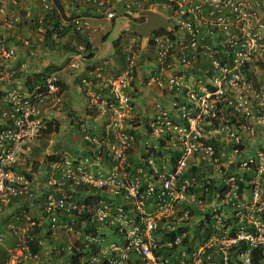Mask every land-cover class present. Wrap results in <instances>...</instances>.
Masks as SVG:
<instances>
[{
    "label": "built area",
    "instance_id": "built-area-1",
    "mask_svg": "<svg viewBox=\"0 0 264 264\" xmlns=\"http://www.w3.org/2000/svg\"><path fill=\"white\" fill-rule=\"evenodd\" d=\"M37 1L42 12L57 11L55 0ZM68 1L93 7L107 21L114 17L118 5L127 12L151 7L147 0ZM164 1L159 5L167 9L168 28L149 40L154 70L144 84L173 96L169 105H154L142 127L145 134L136 133L130 126L134 107L124 91L130 87L138 52L134 38L121 49L124 71L105 80L112 96L104 97L102 105H95L105 118L101 132L83 136L84 148L71 155L53 151L46 160L50 174L42 186L15 175L22 154V135L0 128V211L13 200L31 202L39 193L41 215L47 219L50 233L61 231L76 237L74 243L79 246L75 250L84 264H219L216 240L194 249L185 242L188 212L184 203L193 178L184 175L192 157L215 160L208 137L196 127L197 122L214 118L213 108L219 106L225 92L254 93L247 67L254 62L264 63V0ZM0 14L6 27L16 22L14 15L4 12V0H0ZM44 20L43 15L37 21L40 34L44 33ZM60 20L53 38L69 29L79 36L69 42L71 51L64 63V68L74 70L86 56L94 54L90 33L95 29L85 17L62 16ZM212 37L219 40V55L201 44ZM0 56L9 58L11 51L0 47ZM200 59L207 61L206 70L198 65ZM192 68L205 82L200 78L191 82ZM102 73L103 67L95 66L80 79L86 93L95 100L91 80L99 79ZM2 77L10 75L0 70ZM11 101L9 112L1 116L14 126L25 123L30 129L40 128L33 117L40 107L47 118L61 111L60 87L54 76L23 95L12 96ZM145 136L155 140L151 143ZM65 185L95 189L89 194L92 201L85 204L84 198L69 196ZM15 214L9 217L13 225L5 229L15 241L0 264L36 259L28 245L31 239L25 240L32 226L30 218L23 211ZM20 222L24 226L18 233ZM4 235L0 229V245ZM251 236L248 231H236L231 236L233 243H248L244 264H250L249 251L260 248Z\"/></svg>",
    "mask_w": 264,
    "mask_h": 264
},
{
    "label": "rangeland",
    "instance_id": "rangeland-1",
    "mask_svg": "<svg viewBox=\"0 0 264 264\" xmlns=\"http://www.w3.org/2000/svg\"><path fill=\"white\" fill-rule=\"evenodd\" d=\"M157 11L167 15V11L164 9L159 8ZM56 17L58 19L57 15ZM123 18L119 15L114 21L111 35L109 39L107 38L108 44L115 37L117 30L121 28L120 22ZM124 21L128 25V22ZM53 25L54 20L49 19V28H52ZM2 28L5 33L7 30L12 31V29H7L4 26ZM61 37L58 35L57 39ZM57 39L52 40L48 34L46 47L49 53L52 51L58 53L61 49L64 55L62 59L65 63L68 56L63 48L68 51L71 47L68 44L60 45L56 42ZM22 42L23 40L21 41L23 48L25 46ZM201 44L207 45L214 54L219 55V40L212 37V39H207V43ZM0 45H3L1 41ZM136 45L138 46L137 49L140 50L139 43L136 42ZM33 47L36 45L34 44ZM222 47H224L223 42ZM4 48L13 50L12 46H4ZM145 48L149 50L148 47L141 49L144 51ZM32 49L30 48V50ZM25 50L29 49L26 47ZM13 56L12 58L0 57V70L4 74L10 69L8 61H12ZM254 63L247 67V77L254 93L225 92L219 106L213 108L214 118L212 120L206 119V121L201 119L197 122L196 127L208 137V142L215 152V160L211 162V159L206 157H192L189 161L190 166L184 175L185 178H193L192 187L187 190L184 203L188 212L185 242L188 243L190 249H194L208 240H216L219 253L215 256L219 258V264H244L245 256L243 253L244 249L248 248V243L242 242L237 245L231 242V236L236 231L252 233V239H255L256 243H260V249L263 253L260 264H264V63L257 62L256 65ZM63 64L61 63L59 66H63ZM59 66L46 68L42 73L37 72L41 78L43 77V80L32 79L33 88L43 84L50 76H54L57 81V67ZM190 72L194 76L191 82L197 78L205 82V78H202L201 74L198 75L195 68H192ZM29 76L31 78L33 75ZM2 78V84L3 81H12L11 77ZM186 78H188L187 75H185ZM15 91L17 93L0 90V128L4 127L13 133H20L22 135L20 137V141H22L20 150L27 147L31 150V156L28 159L20 153L17 173L22 172L27 175L37 173L38 165H44L53 151L71 155L73 154L72 151L84 148L81 134L77 133V129L74 131L76 136L72 135V141L65 138L66 135L73 133L67 119L65 118L66 125L64 126V123L59 122L57 114L47 118L43 112V107H40L38 114L33 116L40 122V128L32 126L30 129L25 123L14 126L6 118H3L2 113H8L10 110L12 96L23 95L30 90L16 88ZM89 107L86 106L85 108L88 116L92 115V107L88 109ZM67 118H69L68 120L71 119L69 116ZM47 123H51L50 132H46ZM55 123L58 125L57 131L54 130ZM83 131L86 130L83 129ZM238 183L241 184V188L238 187ZM254 227H259V229L255 230ZM31 233L28 232V237L25 238L28 242L29 239L36 236ZM217 236H219V240H217ZM218 241L219 244H217ZM242 245L245 247L243 250ZM234 247L235 250H239L237 252L232 250ZM36 259L31 260V262L36 261Z\"/></svg>",
    "mask_w": 264,
    "mask_h": 264
},
{
    "label": "crops",
    "instance_id": "crops-1",
    "mask_svg": "<svg viewBox=\"0 0 264 264\" xmlns=\"http://www.w3.org/2000/svg\"><path fill=\"white\" fill-rule=\"evenodd\" d=\"M147 1L152 7V9H149L150 11L152 10L164 16L161 11H157V9H159L158 6H156L158 2H154V0ZM54 3L57 11H55L54 8L53 11H55V14L49 17V19L54 20L53 26L61 21L60 18L62 15L69 17L81 16L87 19L88 24L95 29L93 33H90L94 42L95 53L90 58L88 57L81 61L77 69L70 70L64 68V60L62 59L64 55L62 50L60 49L58 53L53 51L49 53L46 47V37L49 33L40 34L37 32L36 22L43 16V12L37 0H15V9L19 12L17 26L14 27L12 31L7 30V33H5V30L2 28L3 26L0 24V41L4 46H12L14 55L12 61H8L10 69L6 73V75L8 74L11 76L12 81H3L2 84L0 80V90L17 93V91H15L16 88L20 90L25 89L24 82L30 78L29 75L37 74V72L42 73L44 69L59 66L62 63L63 66L57 67L58 73L56 77L61 88V111L57 115L60 123H64L63 125L65 126L66 118L68 124H70V129H73V133L71 132V134L65 136V138H69L70 141H72V135L76 136V133H74V131H76L75 129H77V133L81 135L83 129L93 134L101 132L105 119L102 118L103 116L100 115V111L95 105H102L101 100L104 97L110 98L112 96L109 86H106L105 80L113 79L115 76L120 75L126 68L121 49L126 42L134 37L132 35L134 33L130 29L142 23L144 19L138 16L139 12L133 13L123 11L119 5L116 7L114 17L107 21L104 19L103 15L97 13L93 7H86L80 4L73 5L70 4L68 0H55ZM119 15L124 17L121 19L122 22H120L121 28L117 30L115 37L108 44L107 38L109 39L113 27L112 25ZM138 19L142 21L140 22ZM124 20L128 22V25H126ZM78 37L76 33H73L69 29L65 31L62 37L57 39L56 42L60 45H69V42H72L73 39H78ZM22 40L23 44L24 42L26 43V46L23 48L21 46ZM146 40L147 39L141 38L139 42L141 47L137 52L134 62V68L131 74L132 81L130 87L124 90L130 98L131 105H134V117L130 126L133 127L138 134L144 133L142 128L143 124L152 113L154 105H169L170 102H168V100L173 96L167 92H160L157 88L144 86L141 83L144 73L151 69L150 62L152 61L151 52L146 48L144 51L141 49L146 47ZM34 44L36 47H33ZM26 47L29 50L26 51ZM30 48L32 50H30ZM64 49L66 48H63V51L68 56L69 49L68 51ZM53 54H55V56H53ZM198 65L203 70L208 68L207 61L202 59L198 61ZM95 66L103 67L102 76L99 79L91 80L90 91L96 96V100L92 99L86 93L84 87L80 83V79L86 76L88 71L92 70ZM86 106L92 107V115H86ZM67 116L71 119L68 120L69 118H67ZM21 152L26 159L30 158L31 150L29 147L21 150ZM38 166L37 173H29V178H26L25 175L27 174L22 172H16L15 175L23 177L29 182L32 181L40 187L50 174V168L46 161L44 165L39 164ZM83 190L84 188L81 190L78 188L74 189L73 194L77 195L78 198H82L85 194ZM87 192L90 191L87 190ZM37 194L36 199L31 202L13 200L10 206H7L6 209L4 207L1 209L0 229L5 232V235L0 245V260L5 257V251L15 241V237H13L11 233L5 231L6 226L8 228V226L13 225L12 219L9 217H11L10 215H16L15 213L18 211H23L28 215L32 223L30 233L32 231V233L36 235L35 238L32 237V244L29 243V247L31 252L36 255L37 259L34 262L23 261L20 264H84L83 259L75 254V245L78 244V242L74 243L76 237L70 238L68 234L61 231H56L54 234L50 233L47 219L41 215L42 199L40 194ZM17 225L19 231L17 227L16 230L18 233H21L24 223L20 222ZM77 229L81 230L79 225H77ZM33 242L35 245H33ZM73 259H75V263Z\"/></svg>",
    "mask_w": 264,
    "mask_h": 264
},
{
    "label": "clouds",
    "instance_id": "clouds-1",
    "mask_svg": "<svg viewBox=\"0 0 264 264\" xmlns=\"http://www.w3.org/2000/svg\"><path fill=\"white\" fill-rule=\"evenodd\" d=\"M38 2V1H37ZM165 1L164 0H162V2H160V3H158L157 4V6H158V8H160V9H164V10H166L167 11V9H165V8H162L159 4H162V3H164ZM15 0H4V12L7 14V15H10V14H12V15H14L15 17H16V22L11 26V27H6L5 26V24H3L2 22H1V14H0V24L2 25V26H4L5 28H7V29H13L14 27H16L17 26V24H18V19H19V12H17L16 11V9H15ZM149 3V2H148ZM8 5H10V6H8ZM40 7V6H39ZM54 7H56L55 6V3H54ZM149 9H152V7H149V6H145L143 9H141V10H139V11H137V12H133V13H138V12H140V11H143V10H149ZM14 10V11H13ZM150 11V10H149ZM152 11V10H151ZM153 12V11H152ZM156 13V12H155ZM52 14H55V11H50L49 13H44L43 12V15H44V24H43V29H44V33L46 34L48 31L50 32L49 34H50V38H52V40H54L55 38H53V36H52V33H53V31L52 30H54V28L56 27V25L55 26H53L52 28H49V17L52 15ZM62 16H64V15H62ZM163 17H165L166 18V24H167V27H166V29L165 30H163L164 32L163 33H165L166 32V30H167V28H168V12H167V15H165L164 14V16ZM143 18V17H142ZM144 19V18H143ZM38 21V20H37ZM144 21V20H143ZM37 23V22H36ZM37 26H38V24H37ZM155 31H158V30H155ZM155 31H153V32H151L150 33V35H149V37L147 38V40H146V47L150 44V42H149V40H150V38H151V36H153V35H156V34H163V33H156V34H154V32ZM64 34V33H63ZM62 33L59 35V36H62L63 35ZM134 37V39L136 40V42L137 43H139L140 42V40H141V37H139L138 35H136V34H132ZM138 38V39H137ZM57 39V38H56ZM24 46H26V45H24ZM0 47H2L3 49H5L4 48V46L3 45H0ZM6 50V49H5ZM139 50V49H138ZM7 51H11V56L9 57V58H12V55H13V50H7ZM149 51H150V49H149ZM151 55V54H150ZM0 57H2V56H0ZM136 59V58H135ZM135 59H134V62H135ZM149 59V58H148ZM124 60V59H123ZM125 65H126V63H125ZM150 67H151V69L150 70H147V72L146 73H144V75L142 76L143 77V79H142V81H141V83L145 86V79H146V77L150 74V73H153V70H154V65H153V61H151L150 62ZM133 68H134V65H133V67H132V72H133ZM11 77V76H10ZM0 80H2V78L0 79ZM58 83V82H57ZM58 86H59V84H58ZM60 87V86H59ZM147 87H149V86H147ZM61 89V88H60ZM169 102V101H168ZM130 103H131V101H130ZM91 107V106H90ZM89 107V108H90ZM133 107H134V105H133ZM133 111H134V108H133ZM102 118H104V117H102ZM105 119V118H104ZM105 122V121H104ZM103 126V125H102ZM90 134H92V135H97V134H93V133H90V132H88V131H83V133H82V135H81V139H82V142L84 143V139H83V136H85V135H90ZM143 134H145V132L143 133ZM146 137V136H145ZM151 143H153V141L155 140L154 138H148V137H146ZM84 145H85V143H84ZM33 253V252H32Z\"/></svg>",
    "mask_w": 264,
    "mask_h": 264
},
{
    "label": "trees",
    "instance_id": "trees-1",
    "mask_svg": "<svg viewBox=\"0 0 264 264\" xmlns=\"http://www.w3.org/2000/svg\"><path fill=\"white\" fill-rule=\"evenodd\" d=\"M154 2H158V3H160V2H162V0H154ZM138 21H142L141 19H138ZM164 31L163 30H158V31H155L154 32V34H156V33H163ZM48 33H50L49 31H48ZM71 51V49H69V52ZM95 53V52H94ZM91 56H93V54L92 55H89V56H86L85 58H90ZM39 79V81H41V80H43V77L41 78V75H38V74H33V76L31 77V78H29V79H27L25 82H24V86H25V88L27 89V90H31V89H33V84H32V82H33V80L32 79ZM58 84V83H57ZM50 125H51V123H47L46 124V132H50ZM57 128H58V125L55 123L54 124V130L55 131H57ZM26 176V178H29V176L28 175H25ZM79 187H81V188H79ZM238 187L239 188H241V184H239L238 183ZM63 188H65V192L67 193V194H69V196L71 195V196H73V197H75V198H78L77 197V195H75V194H73L74 193V189H82V188H84V190H83V193H85L84 194V196H82V198H84V202H85V204H89L91 201H92V199L89 197V194H90V192H94V190L95 189H93V188H91V187H88V186H85V185H79L78 187H72V186H68V185H65ZM87 190H89L90 192H87ZM32 244V243H31ZM238 244H240V242L238 243ZM237 244V245H238ZM33 245H35V243L33 242ZM76 246H78V244L77 245H75V247ZM245 247H243V245H242V250L244 249ZM236 248L234 247L232 250H234V251H238L239 249H237V250H235ZM74 250V249H73ZM76 254V256H78V254L77 253H75ZM249 262H250V264H260V262H261V260L263 259V255H262V251L260 250V248L259 247H257V248H254V249H252V250H250L249 251ZM74 260V263H75V259H73Z\"/></svg>",
    "mask_w": 264,
    "mask_h": 264
},
{
    "label": "water",
    "instance_id": "water-1",
    "mask_svg": "<svg viewBox=\"0 0 264 264\" xmlns=\"http://www.w3.org/2000/svg\"><path fill=\"white\" fill-rule=\"evenodd\" d=\"M138 16L143 17L144 21L130 30L142 39H147L155 30H165L167 27L166 18L158 13L143 10L138 13Z\"/></svg>",
    "mask_w": 264,
    "mask_h": 264
}]
</instances>
